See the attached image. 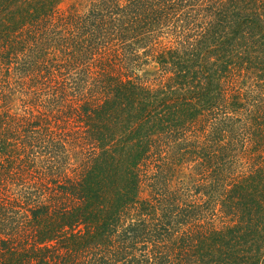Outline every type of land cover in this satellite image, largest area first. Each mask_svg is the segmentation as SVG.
I'll return each mask as SVG.
<instances>
[{
	"label": "trees",
	"instance_id": "trees-1",
	"mask_svg": "<svg viewBox=\"0 0 264 264\" xmlns=\"http://www.w3.org/2000/svg\"><path fill=\"white\" fill-rule=\"evenodd\" d=\"M0 0V264H264V0Z\"/></svg>",
	"mask_w": 264,
	"mask_h": 264
},
{
	"label": "rangeland",
	"instance_id": "rangeland-1",
	"mask_svg": "<svg viewBox=\"0 0 264 264\" xmlns=\"http://www.w3.org/2000/svg\"><path fill=\"white\" fill-rule=\"evenodd\" d=\"M70 2H71V0L65 1V2L61 5V8H62V9L66 8Z\"/></svg>",
	"mask_w": 264,
	"mask_h": 264
}]
</instances>
